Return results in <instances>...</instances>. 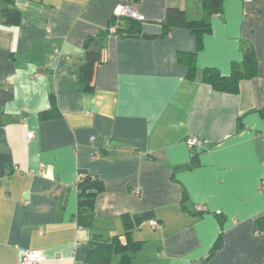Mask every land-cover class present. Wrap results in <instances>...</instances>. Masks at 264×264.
<instances>
[{"label":"crops","instance_id":"obj_1","mask_svg":"<svg viewBox=\"0 0 264 264\" xmlns=\"http://www.w3.org/2000/svg\"><path fill=\"white\" fill-rule=\"evenodd\" d=\"M124 3L145 19L109 32ZM169 7L206 13L202 0H0V264L32 249L39 264H95L116 236L135 244L128 264H264V0H223L200 36L166 24ZM248 48L256 73L238 92L202 79ZM87 49L100 53L89 84ZM79 174L103 185L92 206Z\"/></svg>","mask_w":264,"mask_h":264},{"label":"trees","instance_id":"obj_2","mask_svg":"<svg viewBox=\"0 0 264 264\" xmlns=\"http://www.w3.org/2000/svg\"><path fill=\"white\" fill-rule=\"evenodd\" d=\"M206 13L204 17L200 20H188L185 10L169 7L167 10L166 24L171 22L184 23L187 24L191 30L200 36L202 33L209 32L211 30L209 17L212 13L219 11L223 0H202ZM4 14L6 17V22L9 24L17 23L20 19V13L18 9L15 8H5ZM122 18V17H121ZM124 19L131 20L134 22H141L140 20L131 19L123 17ZM117 17L114 15L110 25L115 23ZM168 21V23H167ZM167 26V25H165ZM92 39L88 41L90 43ZM100 60V53L95 49H87L84 55V61L81 64V76L89 84L93 78L96 63ZM182 60L188 65V77H195L197 75V68L195 65V58L193 53L183 54ZM257 59L253 49L248 48L245 52L244 60L242 64L236 65L230 75H222L221 72L216 68H205L202 70V79L210 83L214 89L228 92H238L239 91V81L244 77H252L256 73ZM261 114L264 117V108L261 110ZM45 115L42 112L41 116ZM198 163V158L196 153H194L191 161V165H196ZM102 183L94 178L85 177L78 181L79 193H80V206H92L96 194L102 189ZM144 217L151 218L153 215L152 211L144 212ZM127 218V216L125 217ZM130 226V221H127ZM130 228V227H129ZM128 235L131 229H128ZM221 236L217 239L214 244V250L219 246ZM132 247L135 248V244L131 247L126 245L120 236H116L112 241H102L98 243V248L103 250V256L95 264H112V259L115 254H122V264H128L131 259Z\"/></svg>","mask_w":264,"mask_h":264},{"label":"built area","instance_id":"obj_3","mask_svg":"<svg viewBox=\"0 0 264 264\" xmlns=\"http://www.w3.org/2000/svg\"><path fill=\"white\" fill-rule=\"evenodd\" d=\"M250 1V0H245ZM116 17H127L133 18L136 20H144L145 16L141 14L134 5L129 3H124L120 5L116 10ZM114 30L111 28V31ZM33 133L29 134V137H32ZM188 143L192 146H201L202 141L197 137L193 136L188 138ZM83 175L79 174L78 180L82 179ZM201 209V207H199ZM221 210H218L217 213H220ZM152 224L154 227H160L161 223L158 220H153ZM46 259V255L42 250L32 249V250H22L20 252V264H39L40 262Z\"/></svg>","mask_w":264,"mask_h":264},{"label":"rangeland","instance_id":"obj_4","mask_svg":"<svg viewBox=\"0 0 264 264\" xmlns=\"http://www.w3.org/2000/svg\"><path fill=\"white\" fill-rule=\"evenodd\" d=\"M129 4L133 5L132 3H129ZM120 18H121V17H117V21H118ZM122 18H123V17H122ZM131 19H133V18H131ZM140 21H143V20H140ZM111 28L114 29V30L111 31ZM117 30H118V25H117V24L113 23L112 25L109 26V32H115V31H117ZM80 180H82V179H80Z\"/></svg>","mask_w":264,"mask_h":264}]
</instances>
